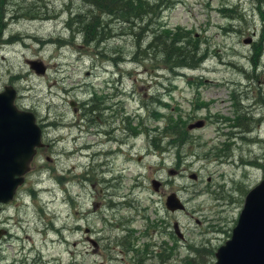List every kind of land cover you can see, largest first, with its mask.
<instances>
[{
	"label": "rangeland",
	"instance_id": "1",
	"mask_svg": "<svg viewBox=\"0 0 264 264\" xmlns=\"http://www.w3.org/2000/svg\"><path fill=\"white\" fill-rule=\"evenodd\" d=\"M84 10L80 0H0V91L15 89V104L35 114L44 143L1 209L8 235L0 264H141L151 243L157 251L173 247L164 264H212L244 192L264 174V0H169L159 23L192 32L206 47L196 68L174 73L159 62H134L136 39L121 35L118 22L104 44H84L68 27L70 13ZM33 11L39 19L20 17ZM27 59L42 61L45 73ZM101 96L104 111L81 107L101 108ZM152 106L172 115L173 131L186 130L180 153H158L149 142L159 138L155 125L165 127L162 116L150 118ZM202 116L211 120L186 128ZM163 136L161 147L183 135ZM102 149L111 164H102ZM172 192L185 211L165 210L164 195ZM163 221L169 231L158 234ZM173 221L183 239L169 235ZM99 235L111 251L94 250L90 240Z\"/></svg>",
	"mask_w": 264,
	"mask_h": 264
},
{
	"label": "trees",
	"instance_id": "2",
	"mask_svg": "<svg viewBox=\"0 0 264 264\" xmlns=\"http://www.w3.org/2000/svg\"><path fill=\"white\" fill-rule=\"evenodd\" d=\"M80 1L84 4L85 10L84 12L76 11L70 13L68 27L72 31L74 30L81 35V41L84 44L97 46L104 44L111 37L116 36L115 34H112L114 28L111 27L110 24L112 22H114V24L118 22V24L121 25V29H123L120 33L121 35L126 34L130 36L132 40L136 39L132 60L138 64L143 65L146 61L159 62L163 64V68L167 71L174 73L175 70L181 68H196L199 65V62L205 57L206 47L204 46V49L201 48L203 42L198 37L194 36L192 32L181 27L169 28L166 25L159 23L157 18L160 17L161 10L167 6L169 0ZM33 12V15L21 14L20 17L25 19H39L41 15H38L36 11ZM236 15L239 14H235L233 18L237 17ZM106 16L108 17V20L105 19ZM230 17L232 18L231 14ZM145 34H148V41ZM260 51L261 50L258 49L257 52ZM251 64L253 67L256 66L255 62H251ZM155 65L157 64L155 63ZM156 69L157 68L155 67L150 68L151 71L153 70V76L156 75ZM233 92L235 91L233 90ZM238 93L239 92L237 91V94ZM148 97H154V95H149ZM102 99L104 98L100 97L99 101H103ZM92 100L96 101L94 97H92ZM154 101L157 106H160L162 103L160 98H155ZM162 104H165L166 106V103ZM102 106H104V101L102 102ZM102 106L99 108V104H94L91 110L99 111L103 109ZM157 106H152L153 109L150 110L149 116L153 119L162 116V118H164V122L162 121L163 126L165 127L159 129V127L155 125L154 130L156 133H160L159 138L156 140L152 137L149 142L153 148H156L154 150L158 153L169 154L174 152L173 154H178L184 149V145L188 141L187 137L185 138L184 136V140L181 139L177 143H174V141H166L164 146L161 147L162 138L165 133H169V139H171L180 136L181 134H185L186 130L184 129L183 132H181V129L179 131L174 129L173 131V127L170 125L171 122H169L172 121V115L167 114L165 116L164 114L155 111L154 109L157 108ZM105 108L106 107L104 106L103 111ZM176 118L173 119V121L176 120ZM239 118V116L235 117V120H237V126L242 125V119L240 120ZM179 123L181 122L179 121ZM131 130L134 134H137L135 129L133 130L131 128L130 131ZM146 133L148 137H150L149 134L153 133V131L147 129ZM149 247L150 248H148V251L144 256L148 255V261L157 258L159 264H164L169 260L173 252V247H164L163 244H161V248L158 251L152 248L157 247L154 243H151ZM127 248L132 251L133 245L130 244ZM144 260L145 258L141 259V264H144Z\"/></svg>",
	"mask_w": 264,
	"mask_h": 264
},
{
	"label": "water",
	"instance_id": "3",
	"mask_svg": "<svg viewBox=\"0 0 264 264\" xmlns=\"http://www.w3.org/2000/svg\"><path fill=\"white\" fill-rule=\"evenodd\" d=\"M27 62L35 72L45 71L41 61L28 59ZM14 99L15 90L11 86L0 91V204L13 198L24 181L36 147L42 144L41 128L34 114L19 109ZM200 125L201 122L196 121L188 126ZM164 206L169 211L184 208L173 192L165 197ZM174 228L181 237L176 224ZM2 232L1 229L0 234ZM212 264H264V174L245 193L229 237L216 247Z\"/></svg>",
	"mask_w": 264,
	"mask_h": 264
},
{
	"label": "flooded vegetation",
	"instance_id": "4",
	"mask_svg": "<svg viewBox=\"0 0 264 264\" xmlns=\"http://www.w3.org/2000/svg\"><path fill=\"white\" fill-rule=\"evenodd\" d=\"M92 98V97H91ZM260 100H258V98H257V102H259ZM71 102H73V104H71ZM91 102H94V100H92ZM100 103H101V105H102V102L103 101H99ZM260 103L262 104V105H264L263 103V100H261L260 101ZM70 104L71 105H73L74 107V109H76L77 108V106H76V101H70ZM90 105V107H86L85 106V103H83V105L81 106L83 109H85V110H88V112H91L92 110H91V108L93 107V105H94V103L92 104H89ZM207 104L206 103H203L202 104V106H206ZM76 106V107H75ZM102 108L104 109V106H102ZM102 109V110H103ZM214 117H217V116H214ZM193 119L194 120H196V119H198L199 120V122H201V126H203L204 124H206L208 121H210L211 120V116H202V117H200V118H196V117H193ZM187 123H190V122H187ZM188 129V128H187ZM98 131H100V130H98ZM241 131V130H240ZM240 131L239 132H237V133H240ZM186 132V131H185ZM101 133V132H100ZM234 134V133H233ZM183 136H184V134H183ZM183 136H181L180 137V139H182V140H184V137ZM182 151V150H181ZM100 154H101V156L102 155H105L106 154V149H102L101 150V152H100ZM110 155H108V154H106L105 155V157L106 158H104L103 159V161H102V164H106V165H109V164H111V161H112V157L111 158H107V157H109ZM195 156V155H194ZM196 158H197V156H195ZM178 159H175V161H176V163L177 164H182L183 162H184V156H179V157H177ZM184 170V169H183ZM103 171V170H102ZM176 172L175 173H178V174H180V175H183V172H181L182 170H175ZM263 175V174H262ZM261 175V176H262ZM190 178H192V180H194V179H196V173H192V174H190V176H189ZM210 178L209 177H207L206 178V180L208 181ZM151 181H152V179H150V185H151V188H153V190L154 191H157L156 190V185H157V182H155V184H152L151 183ZM152 185H153V187H152ZM160 186V185H159ZM248 190V189H247ZM246 190V191H247ZM245 191V192H246ZM244 192V193H245ZM174 194H175V192H173ZM165 197L167 196L166 194L164 195ZM175 196L184 204V202L175 194ZM165 197H164V200H165ZM164 200H163V205H164ZM112 204V203H111ZM166 210V209H165ZM167 211V210H166ZM182 212L183 211H185V204H184V208L181 210ZM167 212H169V211H167ZM175 212V211H174ZM195 221L196 222H198L196 219H195ZM173 223L175 224L176 222L175 221H173ZM173 223H171V230H170V232H169V235H170V233L172 232L173 233V235H175L176 237H178L177 235H176V232H175V228L173 227L174 225H173ZM168 223H166V222H164L163 221V226H161L160 228H159V230L157 231V233L158 234H163V233H168V229H164V226H166ZM168 226V225H167ZM153 230V229H152ZM230 230H231V228H230ZM230 230L228 229L227 230V232H226V235H228L229 236V234H230ZM7 231V230H6ZM178 231V230H177ZM130 231H128V233H127V235H129L131 238H132V236H131V234L129 233ZM179 233H180V231H178ZM6 234H8V232H6ZM181 235H182V233H180ZM4 237H1V239H3ZM108 238V237H107ZM179 238V237H178ZM0 239V240H1ZM88 239L90 240V238L88 237ZM97 239L98 240H96V239H91L90 240V242H92V244H93V246H94V250H103V251H105V250H108V251H111V248L112 247H109V246H107V244H105V237H104V235H99V237H97ZM179 239H183V235H182V238H179ZM114 248V247H113ZM213 254H214V252H213ZM147 256L148 255H146V256H143V258L142 259H144L145 258V260L146 259H148L147 258ZM110 257V256H109ZM110 258H112V257H110Z\"/></svg>",
	"mask_w": 264,
	"mask_h": 264
},
{
	"label": "bare ground",
	"instance_id": "5",
	"mask_svg": "<svg viewBox=\"0 0 264 264\" xmlns=\"http://www.w3.org/2000/svg\"><path fill=\"white\" fill-rule=\"evenodd\" d=\"M71 12V11H70ZM74 23V22H73Z\"/></svg>",
	"mask_w": 264,
	"mask_h": 264
}]
</instances>
